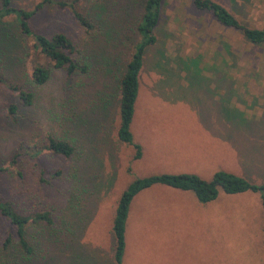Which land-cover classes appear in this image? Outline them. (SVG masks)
<instances>
[{
	"label": "rangeland",
	"instance_id": "1",
	"mask_svg": "<svg viewBox=\"0 0 264 264\" xmlns=\"http://www.w3.org/2000/svg\"><path fill=\"white\" fill-rule=\"evenodd\" d=\"M55 1L67 7L58 8ZM191 1H161L156 43L143 56L130 124L141 147L136 161L133 149L115 137L113 83L135 41L130 26L139 14L137 5L104 0L108 27L116 31L110 46L92 31L87 35L72 16L73 9L93 18L96 1L50 0L30 18L33 32L46 38L63 34L81 50L103 49L115 66L109 76L94 72L68 84L62 72L53 71L36 92V106L24 110L21 126H11L6 114L15 94L0 83V196L20 214L49 212L53 222L28 229L34 253L22 264H111L113 210L120 192L136 178L194 174L209 180L225 171L252 184L264 182V45L248 44ZM210 1L244 25L264 29V0ZM40 2L9 0L18 11H32ZM16 22L15 14L0 19V76L26 88L27 74L47 60ZM191 60H197L196 67ZM7 62L12 64L2 65ZM65 85L78 96L72 97L78 117H70V125L58 123L57 98ZM99 98L110 100L105 116L91 108ZM46 135L69 139L74 155L65 159L43 151L31 159L32 152L23 148L43 146ZM53 171L60 176L50 179ZM9 229L0 218V243L12 235ZM124 239L123 264H264L260 196L218 192L215 200L199 204L189 192L153 186L130 202Z\"/></svg>",
	"mask_w": 264,
	"mask_h": 264
},
{
	"label": "trees",
	"instance_id": "2",
	"mask_svg": "<svg viewBox=\"0 0 264 264\" xmlns=\"http://www.w3.org/2000/svg\"><path fill=\"white\" fill-rule=\"evenodd\" d=\"M93 1L97 2L95 7H93V12H97L93 18L73 9L71 10L72 16L87 35L88 31H92L94 38L104 39L105 44L110 46V42L115 38L116 31L112 27H108L109 14L107 13L108 9H106L108 5L106 6L104 0ZM120 1L113 0V5L119 4ZM124 1L126 8L137 5L139 14L135 21L131 23L132 27L130 26V31L135 36V41L132 43L131 51L123 66L121 69L120 67L118 68L113 83V93L114 96L117 95L116 109L118 116L115 137L118 143L130 146L133 149L132 160L136 161L141 157V147L132 138L130 124L133 119L134 104L138 95V75L142 67L143 56L145 51L156 43L154 31L158 23L162 0ZM48 3H50V0H41L32 11H18L10 7L9 0H0V19L15 14L19 18V22L16 23L20 34L28 37L30 35L34 40L33 49L47 60L45 66L36 65L27 74L25 79L26 88L7 84L0 76V83L15 94L16 102L7 107L6 114L11 126H21L22 120L26 119L24 110L32 109L36 106V92L49 83L53 71L62 72L63 81L68 84L76 78L84 77L94 72H98L96 75L104 73L105 76H109L115 66V59L103 49H99L100 52L96 49L81 50L63 34H56L51 38H46L30 30L28 25L30 18L44 4ZM191 4L194 9L209 13L221 27L238 32L248 44L255 46L264 45V29L244 25L224 7L213 1L192 0ZM54 5L58 8L67 7V4L63 1H55ZM124 12L127 13L126 10ZM192 61L195 62L194 66L196 67L197 60H191L190 62ZM11 64L10 62L2 63L5 67H9ZM72 97L77 98L78 96H75L71 91V85L69 88L65 85L62 96L57 98L61 106L58 114L60 117L58 119L59 124L70 125V122H72L70 117H78L75 111L76 101H73ZM92 102L91 108L100 111L105 116L110 100L103 101L99 98L92 100ZM65 110L70 113H67L69 114L68 117L63 118ZM73 124L76 125L74 122ZM101 145L104 147L103 144ZM23 149L24 151L28 149L32 152L30 154L31 159L37 158L43 151L65 159L71 158L75 153V147L69 139H62L54 135H46L43 146L39 148L29 149L25 147ZM93 160L94 158L90 159V161ZM11 161L13 163V158ZM43 175L44 171L39 170V181L42 183L46 182ZM48 175L52 179L60 176V172L53 171L49 172ZM85 179H88V176ZM85 179H82L83 184H86ZM153 186L189 192L199 204H206L215 200L218 192H222L225 195H236L246 192L256 193L260 196L264 213V182L258 185L252 184L244 178L229 172L216 171L209 180H203L194 174H159L136 178L120 192L113 210L110 225L113 241L111 264H123L125 222L130 202L138 193ZM71 200H74V194L68 199V201ZM0 218L4 220L10 228L9 231L12 232V235L6 236L0 243V264H22L28 260L31 261L34 253V244L31 241H33L34 236L28 235L30 232H28V229L37 226L48 228L53 225L49 212L20 214L11 207L9 202L4 201L1 196Z\"/></svg>",
	"mask_w": 264,
	"mask_h": 264
},
{
	"label": "crops",
	"instance_id": "3",
	"mask_svg": "<svg viewBox=\"0 0 264 264\" xmlns=\"http://www.w3.org/2000/svg\"><path fill=\"white\" fill-rule=\"evenodd\" d=\"M220 77H225V76H220ZM254 78H256V79H260L261 78V76H259V77H254ZM221 139H219V141H220ZM177 191V190H176Z\"/></svg>",
	"mask_w": 264,
	"mask_h": 264
}]
</instances>
